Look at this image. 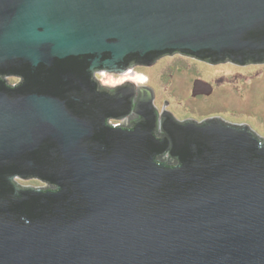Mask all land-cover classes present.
Instances as JSON below:
<instances>
[{"label":"water","instance_id":"95a60500","mask_svg":"<svg viewBox=\"0 0 264 264\" xmlns=\"http://www.w3.org/2000/svg\"><path fill=\"white\" fill-rule=\"evenodd\" d=\"M173 52L264 55V0H0V264H264V138L95 77Z\"/></svg>","mask_w":264,"mask_h":264},{"label":"rangeland","instance_id":"374dc122","mask_svg":"<svg viewBox=\"0 0 264 264\" xmlns=\"http://www.w3.org/2000/svg\"><path fill=\"white\" fill-rule=\"evenodd\" d=\"M96 74L98 83L106 87H114L125 80L150 87L152 103L158 113L164 99L168 103L163 109L177 120L201 121L219 116L231 123H246L264 138V65L241 67L230 62L208 63L173 52L162 55L150 65L134 64L121 73L97 71ZM8 78L12 83L20 81ZM200 81L209 85L210 90L196 92V84ZM110 121L117 124L120 118H110ZM160 155L173 161L172 156ZM15 178L20 185L50 186L36 178Z\"/></svg>","mask_w":264,"mask_h":264},{"label":"flooded vegetation","instance_id":"af4514ba","mask_svg":"<svg viewBox=\"0 0 264 264\" xmlns=\"http://www.w3.org/2000/svg\"><path fill=\"white\" fill-rule=\"evenodd\" d=\"M163 54H165V53H163ZM161 55V54H160ZM159 56V55H158ZM158 56H156V57H158ZM195 56H197V55H195ZM155 57V58H156ZM197 57H200V56H197ZM154 58V59H155ZM149 60H146V61H142V62H144V63H146V62H151L152 61V58L150 59V58H148ZM153 59V60H154ZM200 59H202L203 61H205V62H208V63H215V62H230V63H234L235 65H237V66H241V67H243V66H260V65H264V55H260L258 58H248V59H244V60H242V61H239V60H233V59H231V58H229L228 56H226V57H224V58H222V59H215V58H205V57H200ZM215 61V62H214ZM95 75H97L96 73H95ZM13 77V78H16V80L18 79H21L19 76H17V75H15V74H12V75H6V76H4L5 78H7V79H9L8 77ZM96 77V76H95ZM12 83V82H11ZM200 83H203V84H201L200 85ZM15 84V83H14ZM132 85H133V88H134V91H135V94H134V96H133V98L132 99H136V97H137V95H138V93H139V87L140 86H142V85H135L133 82H132ZM197 85V87L195 88V90H196V92H199V91H209L210 90V86L209 85H207L205 82H202V81H200L199 82V84L197 83L196 84ZM198 85H200V86H198ZM201 87V88H200ZM194 93H195V91H194ZM153 101V100H152ZM153 105V104H152ZM154 107V106H153ZM155 109V108H154ZM133 109L131 108V110L129 111V112H126L124 115H127V114H129L131 111H132ZM155 112H156V115H157V111H156V109H155ZM135 113V112H134ZM124 115H122V116H124ZM163 115V114H162ZM122 116H119V117H116V116H114V115H111L110 117H108L107 119H106V122L109 124V125H112V126H114V127H122V128H126V129H129V128H131V127H133L134 126V122L137 120V119H139V115H135V116H133L131 119H129L128 120V122H124V123H121L120 122V124H117V125H114L113 123H114V121H110V118H116V119H118V118H121ZM216 119H218V120H220L221 122H226V121H224V120H222V119H220V118H218V117H216ZM177 121V120H176ZM227 123H229V122H227ZM157 127V126H156ZM161 128V127H160ZM157 130V129H156ZM155 130V134L156 135H159L160 134V131H156ZM165 152V151H164Z\"/></svg>","mask_w":264,"mask_h":264},{"label":"trees","instance_id":"16d2710c","mask_svg":"<svg viewBox=\"0 0 264 264\" xmlns=\"http://www.w3.org/2000/svg\"><path fill=\"white\" fill-rule=\"evenodd\" d=\"M4 73V76L5 75H8L7 73V71H5V72H3ZM9 73H10V75H12L13 73H14V71L12 70V71H9ZM4 76H2V77H4ZM5 79H7V78H5ZM8 80V79H7ZM35 172H39V171H29V173L30 174H34ZM39 173H41V172H39ZM41 174H43V173H41ZM39 179V178H38ZM39 181V180H38Z\"/></svg>","mask_w":264,"mask_h":264}]
</instances>
